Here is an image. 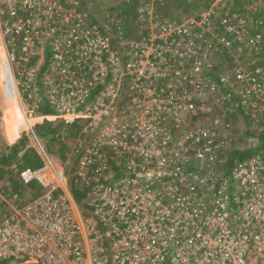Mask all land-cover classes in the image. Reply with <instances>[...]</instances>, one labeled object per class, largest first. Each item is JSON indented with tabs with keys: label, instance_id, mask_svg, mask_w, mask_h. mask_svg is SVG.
<instances>
[{
	"label": "rangeland",
	"instance_id": "rangeland-1",
	"mask_svg": "<svg viewBox=\"0 0 264 264\" xmlns=\"http://www.w3.org/2000/svg\"><path fill=\"white\" fill-rule=\"evenodd\" d=\"M176 2L180 5L164 16L157 15L160 11L157 0H137L132 4L135 12L129 14L120 10L127 5V0H0V64L6 55L7 58L8 55L15 57L11 68L19 100L26 116L35 119L33 124L25 127V114L21 111L23 122L21 119L19 121V117L14 122L9 121L8 112L16 101L6 109L2 108L0 97V151L7 144L19 143L26 138V148H34L43 164L48 160L43 154L45 150L51 160L66 167L68 184L75 194L79 186L88 188L87 169L84 170L85 181L75 176V171L80 170V160L93 143L98 140L117 146L116 149L129 147L133 151L128 154L120 153L119 157L116 153L110 155L109 161L114 160V165L108 162L106 167L98 168L97 164H91L89 177L96 180L109 174L125 177L127 173L133 174L128 167L135 163L140 173L165 172L163 182L172 187V193L176 196H193L188 202L194 206L196 187L198 192H205L206 183H212L218 173L211 162V152L205 150V145L214 140L213 145L221 146L215 153V159L222 161V151L231 147L241 149V146H254L259 141L255 136L244 135V117L231 105L238 107L241 104L258 128L264 129V102L256 93L245 96L232 93L239 86L231 78L235 66L232 67V61L225 60L227 57L221 53L222 42L226 40L230 42L226 55L233 58L235 65L237 63L243 69L253 71L254 61L260 64L264 60V38L261 49L257 51L242 33V27L248 24L247 18L253 20L251 36L264 33V0ZM151 3L156 8L149 13L147 8ZM120 17L124 18L122 24ZM156 17L170 19L177 29L182 32L186 29L187 34H175L162 28L155 23ZM118 23L120 25L115 26ZM129 24L140 27V33ZM126 25L129 31L132 30L131 35L126 36L127 46L111 42L112 51L120 62L114 57L112 60L109 54L99 55L96 44L91 42L95 32L99 30L102 36L115 40L120 28ZM239 34L241 40L237 39ZM122 41L125 44L124 36ZM131 42L136 45L131 46ZM52 46L67 57L61 58L60 55L57 62L53 59L52 64L43 70L48 58L51 59L47 52ZM155 53L157 57L152 60ZM149 60L157 61L156 66H150ZM162 62L169 68L165 77L159 75L164 71V66L158 71ZM207 64L212 66L210 70L216 69V75L205 74L210 66L202 74L195 73L194 69L200 67L204 71ZM93 73L103 79L81 85V93L80 82L93 80ZM156 74L149 79V75ZM218 76L225 78L224 85L218 84ZM152 81L157 84L156 88L150 83ZM118 83L122 90L115 101L118 120L97 124L92 119L75 115L60 116L54 106H51V114H45L40 108L43 99L50 98L51 93L55 99H69L66 105L74 104L79 97L93 103ZM212 83L218 86L212 87ZM87 87L90 90L88 96L85 92ZM245 89H248V85ZM85 104L78 109V105L75 106L76 110L85 112ZM199 112L202 114L199 115ZM46 120L60 123V126L53 125L54 139L47 134L40 136L37 133L38 125ZM75 120H79V129L70 126ZM118 121L128 122L131 133L116 135L113 130ZM182 156L193 159L194 169L188 172L192 174L190 177L177 172V162ZM163 159H166L164 165L161 164ZM14 166L17 172L18 164ZM6 175L0 176V223L10 215L19 200L25 202L35 197L39 190L36 184L23 183L20 185L21 195L14 198L15 192L12 191L16 189L15 184L5 179L9 177V174ZM75 197L80 210L91 213L92 206L88 201L84 197L82 201ZM169 197V194L162 192L158 200Z\"/></svg>",
	"mask_w": 264,
	"mask_h": 264
},
{
	"label": "built area",
	"instance_id": "built-area-1",
	"mask_svg": "<svg viewBox=\"0 0 264 264\" xmlns=\"http://www.w3.org/2000/svg\"><path fill=\"white\" fill-rule=\"evenodd\" d=\"M163 1L166 0H157ZM155 8L156 5L151 3L147 10L150 13ZM154 21L175 34L182 32L168 18L156 17ZM247 21L242 33L248 37L251 46L259 51L264 33L251 36L253 20L247 18ZM101 33L97 30L92 36L91 42L96 44V51L99 55L109 54L112 60L114 57L120 62L112 51L113 38L109 40ZM123 33L119 32L118 42L119 45L127 46ZM182 33L187 34L186 29ZM239 36L237 39L241 40ZM130 45L135 46L136 43L131 42ZM229 45L230 42L226 40L222 42L226 49ZM56 49L52 46L53 55L47 67L53 59L57 62L60 55L61 58L67 57ZM156 53L152 60L157 57ZM8 56L11 67L15 57ZM152 60L148 64L156 66L157 61ZM231 61L232 67L235 66L231 78L239 85L232 93L239 96L256 93L264 102V60L260 64L254 61L253 71L243 69L236 62L235 65L232 57ZM163 66L164 71L159 73L161 77H165L169 69L162 62L158 71ZM206 67H209L208 71L212 68L207 64L204 71L197 67L195 73L202 74ZM155 76L157 74L149 75V79ZM102 79L93 73V80L79 83V91H83L81 85L93 84L92 81L100 82ZM150 83L156 88L155 81ZM224 83L225 78L222 76L218 84ZM218 84L212 83V87ZM27 85L30 86V82ZM104 85L101 84L102 87ZM246 85L248 89H245ZM73 87L77 88L75 85ZM120 87L119 83L112 86L93 103L79 97L74 104L66 105L69 99H55L52 93L50 98L46 97L60 116L75 115L100 124L118 120L115 101L122 93ZM85 92L88 96V87ZM83 104L85 112L77 111L75 106L78 105V109ZM128 126V122L118 121L113 131L116 135H127L132 131ZM213 143L214 140H210L205 145V150L211 152L212 164L216 160L215 153L221 148ZM116 147L97 140L81 158L80 170L75 171V176L85 181L84 170L87 169L88 188L84 187L82 191L84 199L92 206L88 214L84 209L80 210L68 184L66 167L51 160L45 150L42 149L48 160L43 165L20 171L21 181L24 184L35 183L39 190L34 194L35 197L25 202L19 200L10 215L0 223V264H264V153L238 162L229 176L221 178L217 173L212 183H206L205 192H198L197 186L193 206L188 202L193 196H176L172 193V187L163 182L165 172L140 173L135 163L128 167V171L133 170V174L127 173L125 177L109 174L99 180L91 179L88 175L91 164H97L98 168L106 167L111 154L116 153L119 157L120 153L133 151L125 146ZM183 161L193 159L182 156L177 162V172L192 176L188 173L190 171H185L181 166ZM164 162L166 159L161 164L164 165ZM162 192L169 194V199L159 201ZM19 196L15 193L13 197Z\"/></svg>",
	"mask_w": 264,
	"mask_h": 264
},
{
	"label": "trees",
	"instance_id": "trees-1",
	"mask_svg": "<svg viewBox=\"0 0 264 264\" xmlns=\"http://www.w3.org/2000/svg\"><path fill=\"white\" fill-rule=\"evenodd\" d=\"M136 1L137 0H127V5L121 7L120 10H123L124 14H129L132 12L134 13L135 8H132V4ZM157 5L160 6V11H159V13H157V15L159 14V15L165 16V15H169L171 13L172 8L175 7L176 5H180V3H177L176 0H166L163 2H157ZM120 20H121V24H122V22L124 21V18L120 17ZM132 21L133 20H131V22ZM116 25H120V24L118 23V24H115V26ZM129 25L131 28H134L138 33H140V31H141L140 27H137L133 24H129ZM127 27H128V25H126L120 29L122 32H124V34H126L125 36H130L132 30L129 31L130 29H128ZM125 30L127 33H125ZM112 42H113V44H116V43L119 44L117 37ZM50 50H51V52H50ZM47 53L49 55L48 57H52V55H53L52 47H49V50ZM221 53L225 58L227 57L225 60L231 61V58H228L229 56L226 55V54H228L226 47H223V49L221 50ZM48 59L50 61V58H48ZM49 61H47V63L43 67V70H45L47 68ZM212 70H214V71H212ZM212 70L208 71V75H216V74H214L216 72V69H212ZM216 79H217V81L219 80V82H220L221 76H218ZM40 108L42 109V111L45 114L53 113L52 107H51L47 98L43 99V101L41 102ZM241 108H242V105L240 104L236 111L239 110V112L244 117V122H243V127H242V130L246 127V129H244V131H243L244 135L245 136H249V135L255 136L259 139V141H258L257 145H254V146H251V145H246L244 147L241 146V149L231 147L225 151H222L220 158L223 160L221 161L219 159H216L213 162L214 169H216V171L221 176V178L225 177V176H229L230 172L232 171V169L234 168V166L238 162L249 159L257 153H261V152L264 153V129L258 128V126L254 123L255 121H254L253 117L249 113L248 114L245 113L243 108L242 109ZM198 114L200 115L202 113L199 112ZM32 121L33 120L30 118L29 119L25 118V122L27 124V127L30 126ZM78 121L79 120H75L73 123H70V126H72V127L77 126V128L79 129L80 123ZM54 124L59 125L60 123H56L54 121L52 122L49 120L44 121V123L42 125H38L37 133L40 136L43 134H47L50 139H54V133H55V129H53ZM235 127L237 128V126H235ZM237 130H241V129H237ZM25 141H26V138H22L21 141H19V143H15L12 145L7 144L6 146H4V149H2V151H0V176L3 177L4 174H6V173H7V175L9 174V177H5V179H9L10 181H12L15 184L16 189H14L12 192H15L18 194H20V192H19L21 189L20 185L23 184V182L20 179V171L24 168H27V167L37 168L43 164V160H42L41 156L36 152V150L34 148H31L30 146H28V148H26L27 144L24 143ZM25 148H26V150L24 151V153L20 154L21 151H23ZM109 162L112 163L111 165L115 164L114 160H110ZM14 164H18L17 172H15V168H13V167H15ZM181 166L183 168H185V171H189L191 169H194V162L193 161H183L181 163ZM186 167H188V168L186 169ZM117 168H118V166H117ZM5 179H3L2 182ZM32 184H35V183H32ZM75 196H77V198L79 200H81L83 198V191H82V188L80 186L75 190Z\"/></svg>",
	"mask_w": 264,
	"mask_h": 264
},
{
	"label": "bare ground",
	"instance_id": "bare-ground-1",
	"mask_svg": "<svg viewBox=\"0 0 264 264\" xmlns=\"http://www.w3.org/2000/svg\"><path fill=\"white\" fill-rule=\"evenodd\" d=\"M0 56H1V50H0ZM5 58L6 59H2L0 64V97L2 102V108L7 109L8 105L16 101L11 111L8 112V116L10 118L9 121L14 122L20 116L21 111L25 114V116L26 113L22 108L21 102L19 100L20 98L18 96L16 84L13 79V74L10 71L11 67L10 64L8 63L7 55ZM25 118L29 119V117L27 116Z\"/></svg>",
	"mask_w": 264,
	"mask_h": 264
},
{
	"label": "crops",
	"instance_id": "crops-1",
	"mask_svg": "<svg viewBox=\"0 0 264 264\" xmlns=\"http://www.w3.org/2000/svg\"><path fill=\"white\" fill-rule=\"evenodd\" d=\"M11 109H12V107L10 108V111H11ZM10 111H9V112H10ZM23 118H24V117H23V114H20V116H19V121H20V119H21V121L23 122ZM32 120H33V121H32V124H33V123H34V121H35V119L33 118ZM23 124H24V126H25V127H27V124H26V122H25V121H24V123H23Z\"/></svg>",
	"mask_w": 264,
	"mask_h": 264
}]
</instances>
